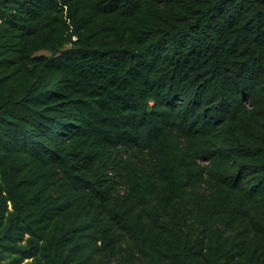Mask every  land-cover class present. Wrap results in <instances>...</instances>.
I'll use <instances>...</instances> for the list:
<instances>
[{
  "label": "trees",
  "instance_id": "trees-1",
  "mask_svg": "<svg viewBox=\"0 0 264 264\" xmlns=\"http://www.w3.org/2000/svg\"><path fill=\"white\" fill-rule=\"evenodd\" d=\"M0 264H264V0H0Z\"/></svg>",
  "mask_w": 264,
  "mask_h": 264
}]
</instances>
